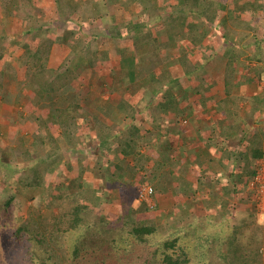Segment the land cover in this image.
Here are the masks:
<instances>
[{
  "label": "crops",
  "instance_id": "obj_1",
  "mask_svg": "<svg viewBox=\"0 0 264 264\" xmlns=\"http://www.w3.org/2000/svg\"><path fill=\"white\" fill-rule=\"evenodd\" d=\"M4 1H0V24L4 15L13 14L10 10L17 3V0L15 3L7 0L13 3L8 7L1 5ZM64 1L67 8L71 2L74 8L84 3L87 8L94 7V3L102 7L107 4L106 0H69L70 4H67L68 0ZM35 2L34 6L38 8L46 4L53 8V0ZM119 3L127 18L123 24L125 29H120L124 30L123 38L113 39L128 40L129 43L112 47L120 55L123 53V58L118 66L110 65V74L121 73L125 57L134 58L126 71L129 96L125 100L130 105L126 108L129 112L120 111L118 107V120L130 122V130L128 133L126 130L123 138L127 142L137 140L142 150L148 148L149 151L148 154L142 152L144 159L139 166L144 169L140 170L135 165L134 156H125L118 144L112 143L111 147L103 149L113 153L114 161L109 165L106 161L101 164L112 173L108 177L102 173L106 188L103 194L106 195L101 199L104 203L100 209L105 215L117 216L125 205L136 210L140 205L137 221L146 219L147 213L162 223L179 217L208 219L219 215L227 218L235 214L239 221L244 216L249 217L255 208V201L249 197L248 191L250 182L255 180L251 179V172H255L253 169L264 160V81L261 76L264 66L248 62L239 64L238 58L247 51L251 33L247 28L257 29L254 12L260 10L259 5L251 8L242 1L227 4L207 0V6L214 3L217 9V12L212 11L213 21L212 17L189 11L186 33L170 36L165 30V21L183 3L181 0H119ZM134 25L140 26L138 30L132 29ZM27 31L29 29L24 31L21 40ZM33 33L28 36H34ZM191 34L196 37L195 43L189 37ZM141 35L145 37L137 40ZM251 37L255 39L253 35ZM252 46L251 56L261 52L258 44ZM135 47H144L139 56L135 55L136 50L133 51ZM144 62L147 63L144 67L147 75L136 78L135 71ZM120 85L118 81L115 86ZM140 87L144 88V95L140 100H132L134 90ZM110 116L113 118L114 115ZM108 117L103 116L102 124L109 126L115 142H118L117 131L121 126L114 127L112 118ZM133 128L138 131L131 136L129 133ZM95 133H98L96 129ZM121 137L119 135L117 139ZM119 167L122 170H118ZM125 169L133 170L132 174L138 170L136 186L133 182H126L129 173H125ZM132 177L134 175L130 179ZM142 179L147 180L145 185H142ZM145 186H152L154 195L141 201L139 191ZM124 192L136 195L129 202ZM148 200L151 203L145 209L142 202ZM151 205H154L153 209ZM258 212V222L264 228V213ZM241 225L246 227L244 223Z\"/></svg>",
  "mask_w": 264,
  "mask_h": 264
},
{
  "label": "rangeland",
  "instance_id": "obj_2",
  "mask_svg": "<svg viewBox=\"0 0 264 264\" xmlns=\"http://www.w3.org/2000/svg\"><path fill=\"white\" fill-rule=\"evenodd\" d=\"M219 1L227 4L242 1L251 8L254 5H259L260 10L256 9V12H254V22L258 24L257 29L247 28L251 32L248 37L247 51L246 54L238 58V62L239 64H245L246 62L253 65L260 64L263 67L264 0ZM4 2H6V5ZM4 2L1 5L8 7L15 3L14 0L13 3L7 0ZM36 2L35 0H17L14 8L10 10L13 14L8 17L4 15L1 19L3 23L0 24V72L3 73V75L0 74V264H21L17 261L16 246L12 239L11 228H14V224L17 222L20 224V221L22 225H25L29 209L35 210L36 214L39 210L45 215L44 217H47L49 222L52 223L54 220L60 223L62 228H70V210L76 203L77 198L82 203L89 200L96 219L100 214H104V210L100 209L104 203L101 199L106 195L103 194L106 192V188H104L102 173H104L103 176L108 177L112 172L103 168L101 164L106 161L109 165L110 162L114 161V155L100 147L97 141L99 138L98 133L93 132L94 136L90 137L87 129L91 131L96 129L92 117L97 118L98 123L102 124L104 122L103 116L112 118L110 115H114L111 122H113L114 127L116 125L121 126V129L117 131V137L122 136L121 139L116 137V141H124L125 138L123 137L126 130L127 133L130 130V122L123 123L118 120V103L129 96V88H126L129 84V76H127L126 71L131 67V61L134 57L131 58L130 55L125 57L124 68L122 67L121 73L118 75L112 76L108 70L110 65L118 66L123 58V53L120 55L112 47L114 45L119 46L121 43L124 45L129 43L128 40L126 42H121L120 39L115 40L117 38L113 39L114 37L111 34L112 27H119V30L125 29L123 24L127 17L119 0H106L105 7H102L100 3V5L94 3V7L88 8L85 3L74 8L72 6L73 2L69 0L67 3L70 4L69 2H71L69 8L66 7L68 5L64 0H53V8H48L49 4L38 8L37 5L34 6ZM61 5L64 6L63 10H61ZM248 10L247 13H249ZM104 16L106 17L103 19ZM41 25H43L42 29L47 31L44 37L50 36L56 39L65 35L63 39L68 38V40L66 44L64 42L55 43L49 54L44 51L45 54L42 60L38 61L28 55L25 46L35 47V44L39 43L38 40L42 37L38 38L37 36L34 39L32 36H25L24 40L21 39L24 31L41 28ZM220 27L222 28L221 25ZM253 43L258 44V47L260 46L258 50H261L256 56H251ZM143 49L144 47L138 49L135 47L133 51L136 50L135 55L139 56ZM81 56L84 62L94 65L84 67L83 63L77 64ZM26 66L29 68L28 70H26ZM146 66L147 63L144 62L143 66L140 67L143 77L147 75L146 68H144ZM70 68H73L71 74L68 73ZM147 69L149 70V68ZM74 74L78 75L77 78L76 75L73 76ZM261 76L264 81V72ZM118 81L121 84L120 87L115 86ZM133 93L135 97L131 99L140 100L144 95V88L140 87L134 90ZM48 94H53L54 101L67 99L70 104L81 105L92 116L89 119L84 117L87 120H85L86 123H82L76 128L80 136L77 135L76 138L69 139V143L63 138L60 139V154L63 159L54 169L51 164L53 159L46 160L49 153L47 145L43 150L30 148L29 146L34 144L31 132L37 131L40 136L44 134L45 129L59 131L55 123L57 115H54V107L50 105ZM79 117L82 118V115ZM19 127H22L25 131L24 134L22 133L25 140L23 145L17 137L18 133L21 132ZM81 139L84 141V145H82ZM79 142H81V145H78ZM142 149L139 155L148 154V148ZM131 160L132 158L129 161L131 162ZM124 163L127 165L126 161ZM131 163L133 164V162ZM147 163L146 165H148ZM68 165H72L71 170L67 168ZM257 165L253 170L257 171L258 175L248 186L249 197L255 201L253 203L255 208L249 214V217L244 216L240 221L235 214L227 218L219 215H213L208 219L187 217L180 223L182 228H178L175 221L177 218L173 219L175 223L170 218L171 224L167 226L173 229V234L194 233L196 237L194 240L195 246L196 248L199 247L200 254L204 257H206V253L214 254V258L215 256H229V243L233 237L248 229L246 227H236H242L241 224L249 223V228H255L260 224L257 218L258 211L264 213V160ZM125 170V173H129L126 182H133L136 186L138 170L134 174H132L133 170ZM38 173L45 178L44 190L36 194L34 200L24 197L22 193H24L25 183H22V181L28 179L34 182L38 178ZM133 175L134 177L130 179ZM151 185L154 187L153 184ZM59 186H62V188L67 187V194L70 195L61 206L53 204V199L60 198H55V194L58 196L56 189ZM124 189L128 188L124 187ZM53 192L55 193L52 194ZM124 195L130 202L136 194L134 192H124ZM12 197H14V200L6 206V200ZM150 203L148 200L142 202V205L146 209ZM138 208L136 210L134 207L131 212L129 211L131 215L139 213L141 206L138 205ZM145 215L147 218H155L153 214L148 216L146 213ZM134 222H136L135 219ZM161 225L159 222L158 227L162 230L167 229L166 226L162 227ZM129 226L132 227L130 222ZM95 228L87 230L76 224L63 239L72 235L79 238L78 241L83 243V241H86L84 240L85 235L89 231H94L92 232L94 233L92 238L98 241L97 238L100 237V234ZM96 232L97 235L95 236ZM167 235L168 233L163 235L162 238H157L155 243L164 240ZM263 243L260 252L264 261ZM129 244L130 249H133L135 254L137 247H134L132 243ZM66 249L68 252L70 251V249ZM84 255V252L80 253L79 261L85 260Z\"/></svg>",
  "mask_w": 264,
  "mask_h": 264
},
{
  "label": "trees",
  "instance_id": "obj_3",
  "mask_svg": "<svg viewBox=\"0 0 264 264\" xmlns=\"http://www.w3.org/2000/svg\"><path fill=\"white\" fill-rule=\"evenodd\" d=\"M181 1L183 3L179 4L178 8L175 9V12L173 11L171 16L165 21L164 27L170 36H173L176 33L183 34L185 32V28L189 25L186 23L189 11L195 14H201L204 17H212L211 21L215 18V16H212V11L217 12L214 3L210 5V7L206 5V0ZM58 5L60 6V4ZM63 9L64 8L61 5V10ZM178 18H180V20L183 18V21L179 20L177 22ZM42 27L43 25H41V28L29 29V31L25 33L26 36H28L32 35L31 33L34 32V36L32 37H42L38 40L39 43L35 44V47L33 46V48H31L25 46L28 55L38 61L42 60L43 55L45 54L44 51L49 54L55 43L64 42V44H66V41L68 40V38L63 39L65 35L56 39L51 38L50 36L44 37V34L47 33V31L42 29ZM139 27L140 26L134 25L132 26V29L138 30ZM123 31L115 27L111 28V34L115 38H123ZM130 31L131 29L128 30V32ZM191 35L192 36L189 37L193 39V43H195L196 37L194 34ZM141 37L144 38L145 35L139 36L137 40ZM148 59L152 60L153 57H148ZM188 59L187 62L189 64ZM85 62L81 56L79 58V63L77 64L83 63L84 67L94 65ZM72 70L73 68H70L68 73L71 74ZM135 73L136 78L140 79L144 76L142 69L140 68L136 69ZM0 74L3 75L2 72H0ZM75 75L77 78L78 75L74 74L73 76ZM47 96L49 97L50 105L54 107V115H57L55 123L56 126H58L59 131L45 129L44 134L40 136L37 131L31 132L34 144L29 146L30 148L43 150L47 145L49 153L46 156V160L49 158L53 159L51 164L54 169L56 165L61 162V159H63V156L60 154V139L63 138L69 143V139L72 140L73 137L76 138V136L79 135L76 128L87 121L86 119L82 120L83 122L80 121L82 118L79 116L84 115L86 118L88 117L87 119L92 116L89 112L85 111L81 105H74V103L70 104L67 102V99L54 101L53 94H48ZM129 106L128 101L125 99L118 104L120 111L124 112H129V110L126 109ZM92 118L96 124V130L98 134H100L98 141L100 147L105 150V147H111L112 143L118 144V149H121L125 156H134V160L137 162V167H140L139 169L143 170L144 167L139 166V162L144 156L139 155L141 147H139L140 145H138L137 140L135 141L133 139L130 142H127L125 139L124 141L120 140L115 142V138L111 134L109 126L98 123L97 118ZM22 127H19L21 132L18 133L17 137L23 145L25 140L23 139L22 133L24 134L25 131ZM87 130L90 137H93V132L95 131ZM137 131L136 128H133L129 135L134 136ZM85 137L87 138V136ZM81 142L82 145H84L82 139ZM81 142H79L78 145H81ZM121 167H123V165ZM67 168L71 170L72 165H68ZM118 170L122 169L119 167ZM257 175V171L251 172V179H255ZM42 176V174L38 173V178L34 182L28 179L22 181V183H25L23 190L24 193H22L24 197H29L34 200L35 195L39 194L41 190H44L45 178ZM146 182L147 180H143L142 185H145ZM114 183H117V180H115ZM108 185L110 187H115L114 184ZM116 185L120 186V184ZM61 189H63V192ZM66 189L68 188H62V186H59V188L56 189L58 196L55 194V198H60L53 199L54 205L59 204V206H61L70 197V195L67 194ZM54 193L55 192L52 194ZM13 200L14 197L8 198L5 205L8 206ZM91 208L89 200L82 203L77 198L76 203L70 210V228H62L61 224L54 220L51 223L39 210L37 211L38 214H36L35 210L29 209L25 225H22L20 221V224L17 222L14 224V228H11L12 239L16 246L17 261L21 264H264L260 252L262 243L264 242V228H262L260 224L255 228H249V223H246L245 226L248 229L245 232L235 235L229 243V256H215L214 258V254L212 253H206V257L200 254L199 247L197 246L196 248V244L194 243L196 238L194 233H181V235H178V233L173 234V229L167 226L170 225L171 222L169 224L162 223V221L156 217L137 221L136 215H131L130 212L132 211V208H130L129 205H125V208L120 211V215L100 214L96 219L94 210H91ZM133 218L136 222H134ZM182 220V217L175 220L178 228H182V225L180 224ZM172 221L175 223L174 220ZM129 222L132 227L129 226ZM159 222L162 224V227L166 226L167 229L162 230V228L158 227ZM76 224L87 230L96 227L95 229L100 234V237L97 238L98 241H95L94 238H92V235H94L92 232L94 231H89V233L85 235L84 240L86 241H83V243L82 241H78L79 238L72 235H69V238L67 237L66 239H63ZM236 228H244V226H237ZM166 233H168V235L164 240H160L158 242L159 244L155 243L157 238H162ZM96 235L97 232L95 233V236ZM129 243H132L134 247H137V253L135 252L136 255L134 254L133 249H130ZM66 248L70 249V251L68 252ZM81 252H84L85 254L83 256L85 259L84 261H79L78 259Z\"/></svg>",
  "mask_w": 264,
  "mask_h": 264
},
{
  "label": "built area",
  "instance_id": "obj_4",
  "mask_svg": "<svg viewBox=\"0 0 264 264\" xmlns=\"http://www.w3.org/2000/svg\"><path fill=\"white\" fill-rule=\"evenodd\" d=\"M257 181V180H256ZM154 195V188L152 186H145L139 191V199L141 201L151 198ZM151 209L154 205H151Z\"/></svg>",
  "mask_w": 264,
  "mask_h": 264
}]
</instances>
